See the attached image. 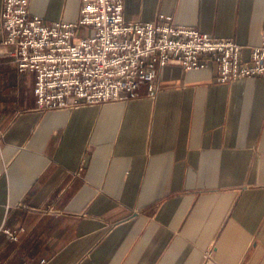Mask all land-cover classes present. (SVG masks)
Here are the masks:
<instances>
[{
  "label": "crops",
  "instance_id": "crops-1",
  "mask_svg": "<svg viewBox=\"0 0 264 264\" xmlns=\"http://www.w3.org/2000/svg\"><path fill=\"white\" fill-rule=\"evenodd\" d=\"M76 23L83 0H29ZM0 0V264H264V76L158 70L150 94L37 110L4 51ZM264 46V0H124L130 23ZM8 232H15L14 241Z\"/></svg>",
  "mask_w": 264,
  "mask_h": 264
},
{
  "label": "built area",
  "instance_id": "built-area-1",
  "mask_svg": "<svg viewBox=\"0 0 264 264\" xmlns=\"http://www.w3.org/2000/svg\"><path fill=\"white\" fill-rule=\"evenodd\" d=\"M2 21L5 53L20 72L35 75L39 111L135 99L144 86L155 94L158 70L168 66L215 65L220 84L264 76V46L245 59L237 42L176 26L171 16L130 23L124 0H83L76 23L55 24L32 15L29 0H5Z\"/></svg>",
  "mask_w": 264,
  "mask_h": 264
}]
</instances>
